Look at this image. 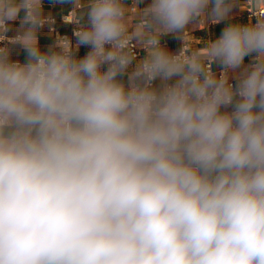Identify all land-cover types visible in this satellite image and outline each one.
I'll return each instance as SVG.
<instances>
[{
	"label": "clouds",
	"instance_id": "1",
	"mask_svg": "<svg viewBox=\"0 0 264 264\" xmlns=\"http://www.w3.org/2000/svg\"><path fill=\"white\" fill-rule=\"evenodd\" d=\"M56 3L42 50L43 0H0V264H264V17L186 54L240 0Z\"/></svg>",
	"mask_w": 264,
	"mask_h": 264
},
{
	"label": "crops",
	"instance_id": "2",
	"mask_svg": "<svg viewBox=\"0 0 264 264\" xmlns=\"http://www.w3.org/2000/svg\"><path fill=\"white\" fill-rule=\"evenodd\" d=\"M44 2V12L46 15L50 14L52 17H54L57 20V27L61 32H67L68 31V25L63 24L59 21L60 16L65 14L69 9L73 7L71 3L66 4H59L56 3V0H43ZM87 0H81V7L86 5ZM150 3V0H144L143 5L147 6V4ZM78 14V10H77ZM23 13H21V16ZM135 21V13L129 14V22L130 24L134 25ZM226 23H245V18L243 16L242 7L241 4L237 5L233 9V18L229 21H221L219 23H213L211 21H206L205 23H200L199 25L190 26V29L187 30L184 33L183 38L175 35H169L162 39L168 40L167 45H164L167 47V49L171 52H175L182 42H188L192 48L195 49V51H198L201 55H206L207 49L205 47V44L208 40H212L219 36L220 32L222 31L223 27L226 25ZM18 27V21L13 24V29ZM7 34L14 35V31H9ZM38 39H39V45L42 50H46V48L54 44V41L50 34L46 32L44 29H41L38 33ZM78 57H83L78 52ZM12 59L19 60L20 62H23L25 59V54L22 49L19 47H15L12 52ZM250 57L245 58V64H248L250 62ZM215 69H219L216 65H213ZM231 79V74H230Z\"/></svg>",
	"mask_w": 264,
	"mask_h": 264
},
{
	"label": "built area",
	"instance_id": "3",
	"mask_svg": "<svg viewBox=\"0 0 264 264\" xmlns=\"http://www.w3.org/2000/svg\"><path fill=\"white\" fill-rule=\"evenodd\" d=\"M144 2V0H143ZM129 5H131L132 0H128ZM240 4L242 7V12H243V16L245 18V23L243 24H247V23H251V22H255L256 18L259 17H264V0H260L259 4L257 5L255 0H240ZM81 7V5H78V8ZM140 8L146 7L145 5H143V3H141L139 5ZM138 11V9H131L129 14H133L136 13ZM78 14H77V10H73V7L71 9H69L65 14L60 16L59 21L63 24H67L68 25V31L67 32H61L59 30V28L57 27V20L51 16L52 20L50 23L45 24V26L42 28L44 29L46 32H48L50 34V36L52 37L54 43L56 42L58 37H66L71 44L74 46L76 44L77 38L75 36V32L77 31V20ZM8 36H12L7 34ZM161 43L163 45H167L168 40H163L161 41ZM134 51L137 52L138 57H143L144 55H146V52L134 42ZM184 46V51L186 52V54L191 53L192 51H194L195 49L192 48L190 46V44L188 42H182L180 43L179 48L175 51H179L182 47ZM84 48L83 46L79 49V51ZM89 50V49H88ZM78 51V52H79ZM213 70L216 71L218 74L220 72V68L219 69H215L214 66H212ZM230 82L234 83V80L230 79Z\"/></svg>",
	"mask_w": 264,
	"mask_h": 264
},
{
	"label": "trees",
	"instance_id": "4",
	"mask_svg": "<svg viewBox=\"0 0 264 264\" xmlns=\"http://www.w3.org/2000/svg\"><path fill=\"white\" fill-rule=\"evenodd\" d=\"M88 51V49L87 48H82L80 51H79V53L81 54V56H84L85 54H86V52Z\"/></svg>",
	"mask_w": 264,
	"mask_h": 264
}]
</instances>
